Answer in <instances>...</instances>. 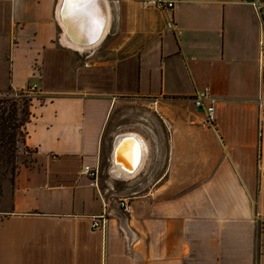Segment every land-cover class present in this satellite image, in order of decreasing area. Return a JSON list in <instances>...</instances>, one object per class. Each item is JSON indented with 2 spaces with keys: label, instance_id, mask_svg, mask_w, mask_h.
I'll return each mask as SVG.
<instances>
[{
  "label": "crops",
  "instance_id": "obj_1",
  "mask_svg": "<svg viewBox=\"0 0 264 264\" xmlns=\"http://www.w3.org/2000/svg\"><path fill=\"white\" fill-rule=\"evenodd\" d=\"M63 1L0 0V93L38 84L0 264H264V15L241 0H106L89 48L68 39ZM71 10L76 37L94 35L96 0ZM205 88L214 125L195 105Z\"/></svg>",
  "mask_w": 264,
  "mask_h": 264
},
{
  "label": "trees",
  "instance_id": "obj_2",
  "mask_svg": "<svg viewBox=\"0 0 264 264\" xmlns=\"http://www.w3.org/2000/svg\"><path fill=\"white\" fill-rule=\"evenodd\" d=\"M0 100V196L3 195L4 182L14 180L24 161L25 152L32 151L26 145L27 124L30 121L32 99L25 92H8Z\"/></svg>",
  "mask_w": 264,
  "mask_h": 264
},
{
  "label": "built area",
  "instance_id": "obj_3",
  "mask_svg": "<svg viewBox=\"0 0 264 264\" xmlns=\"http://www.w3.org/2000/svg\"><path fill=\"white\" fill-rule=\"evenodd\" d=\"M243 3H248L253 5L254 11L256 14L262 19L264 15V4L259 0H241ZM143 8H156L158 10H167L174 11L176 2L172 0H141L140 4ZM260 52L262 57H264V37L260 40ZM38 90V84L34 83L29 86V88L25 91V96L32 98ZM195 105L198 108H201L207 114L206 123L209 125H214L215 120V104L217 102L216 98L211 95L209 88H205L203 90H199L196 93L195 97ZM260 109L264 108V95H261L259 98ZM263 121L260 120L258 131H259V145L261 146L262 138H264V125ZM258 169L264 175V167L258 165ZM83 173H85L89 178H91V185L97 187L99 170L97 168L84 166ZM119 208L124 212H131L133 209L132 202L129 199H122L119 201ZM107 210L105 209L102 215H98L92 218V226L94 229H104L107 224Z\"/></svg>",
  "mask_w": 264,
  "mask_h": 264
},
{
  "label": "water",
  "instance_id": "obj_4",
  "mask_svg": "<svg viewBox=\"0 0 264 264\" xmlns=\"http://www.w3.org/2000/svg\"><path fill=\"white\" fill-rule=\"evenodd\" d=\"M78 0H64L63 4H62V10H61V15H62V21L64 26L66 27V35L68 37V39L70 40V42L73 43V45L75 46H79V47H92L94 45H96L102 35H104L105 29H106V25H107V21L109 19V15H108V9H107V3L106 0H96L98 2H100V10H101V14H100V21L98 24V28H96V31L94 33V35H91V37H82V38H78L76 37L77 35L80 34L78 28L79 26L77 25V14L74 12H71L72 7L75 5V3ZM107 9V12H106ZM77 17V18H76ZM76 18V20H75Z\"/></svg>",
  "mask_w": 264,
  "mask_h": 264
},
{
  "label": "rangeland",
  "instance_id": "obj_5",
  "mask_svg": "<svg viewBox=\"0 0 264 264\" xmlns=\"http://www.w3.org/2000/svg\"><path fill=\"white\" fill-rule=\"evenodd\" d=\"M7 94L8 93H6V92L0 93V100L5 99L8 96ZM23 155H24L23 159H24L25 163H30L29 152H25V154H23ZM10 180H11V177L9 176L8 180H6L4 182L3 195L0 196V212H5L10 208V196H11V188H12V186L10 184L11 183Z\"/></svg>",
  "mask_w": 264,
  "mask_h": 264
},
{
  "label": "bare ground",
  "instance_id": "obj_6",
  "mask_svg": "<svg viewBox=\"0 0 264 264\" xmlns=\"http://www.w3.org/2000/svg\"><path fill=\"white\" fill-rule=\"evenodd\" d=\"M106 4V3H105ZM96 5H97V12H98V18L96 19L97 20V24H96V28H98V24H99V21L101 19L100 17V14H101V10H100V2L96 1ZM88 6V5H87ZM106 12H107V9H106ZM108 13V12H107ZM107 26V25H106ZM96 31V30H95Z\"/></svg>",
  "mask_w": 264,
  "mask_h": 264
},
{
  "label": "snow or ice",
  "instance_id": "obj_7",
  "mask_svg": "<svg viewBox=\"0 0 264 264\" xmlns=\"http://www.w3.org/2000/svg\"><path fill=\"white\" fill-rule=\"evenodd\" d=\"M137 157H138V149H137Z\"/></svg>",
  "mask_w": 264,
  "mask_h": 264
}]
</instances>
